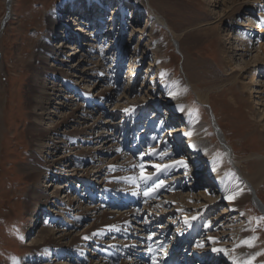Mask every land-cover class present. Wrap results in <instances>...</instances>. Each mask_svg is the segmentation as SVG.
Here are the masks:
<instances>
[{"label":"rangeland","instance_id":"374dc122","mask_svg":"<svg viewBox=\"0 0 264 264\" xmlns=\"http://www.w3.org/2000/svg\"><path fill=\"white\" fill-rule=\"evenodd\" d=\"M85 1L86 0H11L10 17L1 27V22L6 11V0H0V264H49L50 262H53V264L58 262H64L65 264H89L90 262H85L84 259L80 262H74L75 257L73 254L69 256L66 255L61 258L58 256L56 257L54 254L55 252L52 250H50L51 252L49 251V253L42 251L38 252L37 250L35 251L32 246L31 238H33V233L36 227L41 224V226H44V228L46 227L48 229L55 227L56 225L64 224L68 225L70 228H67L69 229L66 230L67 233L70 232L72 235H83L91 228H85V226L89 223H92L94 219L87 215L83 218H79L77 224L73 225L71 222L75 218V214H73L74 211L68 210L65 212V214H62L59 210V207L62 206V201L75 197L76 199L74 200L82 199L83 207L87 206V204H99L101 210H106L109 208L107 205H105V203V206H103L98 201H90L89 198L96 200L95 196L99 197L100 195L102 200L103 198L106 199L103 202L108 201L109 199L113 198L111 195L115 190L116 193H118V189H122L121 191H126L130 188V186L132 187L135 185L134 183H137V186L138 183L141 186H145V183L142 184L143 182H140V180H142L141 177L144 176L154 177L153 182L157 185L160 184L159 181L162 178L166 183H170L169 188L168 186L165 187V193H161L159 195L162 197H159L157 199L158 201L153 200V202L156 203L152 204L151 208L155 207L153 210L154 213L159 212L160 208L168 210L170 213L172 212V216L170 215L168 217L167 213H161L164 216H161L160 218L158 217L159 213L154 215L155 217L150 221H154L155 223L153 225L160 228H153L152 231L150 229L149 232H158L159 235L161 233L163 235L166 234L168 239L164 240L168 241V246L171 248L172 244L178 241V237H175L174 231L178 228L177 223L181 220V217L184 216L179 217L178 213L180 210L173 208L174 205L168 199V196L177 193H188L189 183L187 178L184 176L183 172L179 173L180 170L178 169L171 171L170 175L168 176L165 175L164 172H162V169L165 168L163 163L164 160L161 158H156L155 155L157 153L153 158L147 155L150 153L148 151L149 149L152 150L155 148V139L157 138L155 135L153 137L154 140L150 139L148 142L145 141V136L152 137L154 132L153 130L144 127V121L136 122L137 127L132 131H127V129L124 127H126L128 123L132 122L131 117L128 116L124 119L125 114L123 113L122 115L121 111L119 112L116 110H109L110 104L114 102L115 97H117L121 92V85L128 84V87L139 89L141 86L140 84L142 82L146 83V80H149L151 76L153 78L151 80L156 81V89L153 91L152 89H149V87L147 90H150V93H152L153 97L158 95H160V98L163 97L161 96L163 94L161 89L165 84L163 83V80L167 82H175L179 80V82L182 81L184 87L186 88V92L183 97L184 101L186 102H184V104H187L186 112L196 113L198 115L201 121L208 127L207 139L212 144H217L218 140L214 135L212 125V123L214 124L215 122L211 118V113L207 107L198 103L196 96L192 93V90L190 89L188 82L184 79V76L188 75L190 83H193V85L197 86L198 89L206 87L208 90H210V102L212 112L215 113V116L217 117V128L221 129L225 133L228 144H232L235 152V158L240 161V170L243 172L244 176L248 177L253 185H255V194L258 196L261 202L264 203V176L254 180L252 178V174L257 172L258 169L263 165V159L261 156H264V93H257L255 90L260 89L261 91L264 89V87L257 83L256 88L253 89L254 91L251 94L252 89L246 88L244 92H240L236 86H233L229 83L230 80L226 81V78L228 79L232 77L237 71L241 69V65H238L239 62L243 63L244 60L250 59L248 57V53L253 50V48L242 51L232 49L235 47V45H239V32H241L239 29L244 27L236 25L238 21L235 20L234 16L238 15V17H241V19L244 18L246 21L242 20L243 23H247L246 18L249 17V10L234 11V13H232L236 8H227V6L232 3V0H149V3L154 8V10L164 17L168 27L176 34H180L178 38L180 40L179 45L181 53L177 47L172 44L167 28L160 26L157 23L152 24L150 22V19L147 17L148 10L146 6L144 5V9H139V7H141L139 3H141L142 0H120V2L119 0H92L91 2L94 5V8L99 7L98 5L100 4L105 5L104 8H101L102 11L98 13L100 16L105 17L107 16V13H110L111 17H113L111 12H115L114 20L118 23H121V20H123V17L125 16L124 20L126 21L127 25L122 37L124 38L127 46L124 48L123 56L118 67V58L116 54L117 50L116 52L113 50V44H111L112 46H108L105 61L97 73L98 77H96L97 75L94 76L97 79L93 77V81H95L94 83L96 85H94L92 94L96 95L97 91L105 90L108 88V86H112V83L114 86H118V88L113 86L115 89L113 90L114 95L111 98L103 99L100 104H97V106L100 107L99 110L96 105H93L91 108L95 107L96 109H94L95 111L91 112L92 116H82L81 119H78V121L84 122L80 126L86 124L92 125V123L98 119V121L94 124L95 127H93L92 130V132L96 134H94L92 140L87 142L82 139L84 138L82 133H75V135H71L72 138H75V140L72 142H75L74 146L80 144L79 146L82 148L87 149L92 148V146L94 148L98 146L97 144L99 143V140H101L100 138H95V136L102 137V132H104V130L109 131V126L112 124H114V128L112 127V129H116V127H118L119 130H124V136H126L129 140L134 141L136 134H141L140 136H143V139L142 141L138 142V145H136V147L133 149L129 150V148H131V141H129L130 145L128 146L127 151L124 150L125 147L122 148L124 151H126L125 153L131 155L130 158L132 160L130 161H126V158H123L125 159L126 162L124 163H127V166L111 169L117 172H108L107 174L105 173L101 177L98 176V179H96V177L91 178V176H89L90 178L88 177L85 181L87 183L86 185L89 186L88 190L85 189L86 192L83 189L85 186L81 184V182L83 183L84 181L79 179V174H81L79 173V170H77L79 174L76 172V174L70 178L63 176L65 173L67 174V171H65L67 167L65 168L64 166L66 163H64L62 167H55V159L61 155V153H65L66 151L70 150L65 149L64 144L60 143H56L55 145H52V147L49 145L48 147L46 145L47 140H49L47 139L48 137L43 138V135L46 132L47 124L52 122L51 119L55 122V120H57V114L59 111L61 113H65L69 110V105H61L55 102L59 100L67 101L63 96H74L76 99L74 101L68 102H73L77 107L78 104L83 103L87 105L86 102L93 103L91 101V97L94 96L89 95L90 97L88 96L87 98H83L81 92H79L80 94L77 92L79 89L73 90L70 88V86L73 85V83H71L72 81L77 83L75 80L76 78L73 77L71 71L66 72V77L64 79L60 77H55L53 79L49 78V83L47 84L48 87H52V84H59L58 87H62V90L58 91V93H60L59 98L57 96L50 95L49 100L45 105L46 107L43 106L42 111H40V109L37 110V113L39 112L40 114L41 112L42 115L44 114L43 120L40 123V125H42L40 126L39 123L36 124L38 125V128L33 123L35 120L34 115H36L34 107L37 106L35 95L37 94L38 86L34 81L36 73L38 72L37 66L39 63H37L33 52L36 49V46L41 44L42 40H46V42L52 46L59 45L60 43L64 45L63 47H60L61 52L58 54V59H64L63 55L68 53L69 47L72 43H75L78 50L81 48L87 49L88 45L91 44L90 37H87L86 41L77 40L78 42L76 43L74 41L75 39H67V34H57V32H60L63 28H68L69 31L73 30L74 28L75 34H83V32L77 30L83 27L81 23L76 24L71 28L67 27L66 24L70 25L74 22L72 16L75 17V14L79 13V10L81 9L79 6ZM74 5L76 6L72 7ZM260 10L264 12V6H255L253 12L260 13ZM47 13H54L55 17L60 20L58 21V24L56 23L57 25L50 27L47 25L45 20ZM231 13L234 15H230ZM121 14H124V16ZM216 19H218L220 24L216 26V28L214 27V29L211 27V22ZM96 21V18H94V22ZM99 21L98 26L101 29L102 23ZM254 21L255 19H252V25H255L256 27L260 25V21H255L256 23ZM242 22L240 20L239 24ZM256 27L253 29L251 28L252 30L250 31L252 33L251 39H254V46H257L256 38L258 37V33H256V30L260 29L258 27L257 29ZM110 33L111 31L107 33V37L111 36ZM156 42L161 45V51L157 55V57L160 59L159 68L151 67V69H149L148 64L150 63L151 56L145 52L142 59L139 61H134V74L131 75V80L134 78V82L131 81L128 83L129 77H127V72L129 71L130 53L132 54L134 51L138 50L139 56L141 55L140 52L147 50V47H151ZM98 44H100V41ZM100 45L105 47L104 42H102ZM79 53L80 52H77V54ZM241 53L242 56L240 55ZM227 60L233 62V64L230 65L232 68L225 64ZM48 62V64L53 63L54 65L62 67L63 69L66 67L62 64L58 65L59 63H56L55 61ZM116 69H118L117 73L115 71ZM149 70L152 71L149 73ZM183 71L185 72L182 73ZM155 73L156 75H151ZM260 78L264 80V73L261 72ZM88 80L92 81L89 78ZM98 81L101 82L97 84ZM87 83L89 82H86L84 87H87ZM149 83L151 84V82ZM223 85L225 86L222 87ZM80 87H83V85ZM216 87L218 88L216 89ZM48 91L51 92V90ZM132 97L133 96H131L130 99H132ZM96 103L97 102L94 104ZM161 106L164 105L162 104L160 107ZM148 107H146L145 113L146 115L151 116L153 107ZM169 107L170 106L166 105L163 108L170 109ZM91 108L89 107L88 110L90 111ZM124 110L125 109H123V112ZM158 118V122H160L162 118L159 116ZM106 119L110 120V123H108ZM70 125L71 123L68 124V126ZM71 126L73 127L76 125L72 124ZM71 126L67 129H71ZM55 128L56 131L62 132L64 131L65 127L63 124H60L56 125ZM39 135L42 138H39ZM37 140H42L39 141L40 146L42 142H45L44 147H40L39 145L35 147L38 142ZM121 140L122 137H119L117 132L114 137L103 139V141H101L104 145H107L111 142H120ZM137 146H140V148ZM35 150L39 151L41 156H44V160L45 158L48 160L44 168H46L45 172L48 171L50 174H48V177L46 178L45 176L47 174L44 173H42L39 177H33L29 173L33 166H37L38 163H40V161L36 159L35 155L37 154V151ZM98 150L101 149L98 148ZM89 153L90 152H86V156L88 158L82 162L81 166H78L83 170L90 171L93 169L92 166L94 164L97 165L96 163H98V160H100L101 157L109 160V158L114 155L111 150L107 154H105L103 151H101L100 154L91 152L89 155ZM159 153L161 152H158V154ZM121 161L123 160L120 159L117 163L120 164ZM261 161L262 163H260ZM224 164V172L234 175L235 170L233 167L226 160ZM54 173L57 175L54 176ZM119 174H121V176ZM150 174H153L154 176ZM67 178L73 180V183H71L72 187L68 188L67 191V199H62L59 195L57 200L52 199L51 192L54 190L60 191L61 184L65 183ZM130 179H132L131 182ZM42 180L45 181L41 183ZM77 180L80 181L81 185L76 182ZM74 181L76 182L75 184ZM35 184L36 189L40 190V193H42L44 196L42 199H40L39 205L37 206L38 208H36V205L30 202L31 199L29 196L33 190V187L35 188ZM75 185L76 187L73 188ZM147 185H149V183ZM91 186H93V188ZM204 188H206L205 184L204 186L195 188L192 191L196 192L198 190H203ZM77 189L81 190L80 192L83 193V196L87 197L88 199L81 198V196H79L81 194ZM145 189H148V187ZM162 190L164 191V189ZM159 193L160 191L158 194ZM214 193V195L220 199L219 203L209 213H206V216L202 219L201 224H199V221H197L196 225L207 224L208 228H212L214 232H222L224 229H222L221 223L224 222L223 218L227 216L230 218V220H233L234 225H242L247 229L246 233L253 241L252 249L255 253V259H257L255 264H264V213L258 209L259 207H255L252 198H248L240 205L239 213L237 216H235L236 209L227 207L226 202L222 200L223 196L221 192ZM92 194L95 195L93 196ZM115 195L114 197H116ZM125 200L126 198H123L120 201L124 202ZM187 202L189 205L193 203V200H188ZM156 204H159L160 206ZM131 210H134L136 214L140 213V211H135V208H131ZM228 210L231 211L228 212ZM37 213H42L40 214L41 218L36 219ZM45 214L49 218H47ZM145 214L146 213H143L144 216ZM211 216L215 218L212 221L210 220ZM45 217L47 218L46 220L44 219ZM168 218H170L169 221H167ZM68 219H70V221ZM132 219V217H129L127 219L128 221H126V225L131 223L130 221ZM172 220H174L173 222L176 223H172ZM209 220L210 222H208ZM35 221L36 223L33 229V224ZM137 223L142 225L141 229L144 231L140 232L138 229H136V236H146L144 233L146 231L143 223L139 221ZM96 224L98 226V223ZM96 224L94 225L93 223L92 227H95ZM125 228L126 229H122L128 230L127 226H125ZM91 230L92 229H90V232ZM185 230L186 227H183L181 230L182 233H184ZM190 232L191 231L187 230V234ZM196 233L200 236L197 239L194 237L193 243L196 242L201 244L204 242V247H208L207 243L210 241L202 240L205 237L204 235H201L202 233L199 231V229ZM114 235H116V233ZM129 235L125 236V238ZM191 235H189V237H191ZM187 236L188 235H185V237ZM54 238H58V234L54 235ZM95 238L97 239V237ZM118 240H122V238L117 236L115 241L117 242ZM66 241H69V239ZM92 245L96 246L94 249L95 251L97 250V252L94 251V256H92L91 262H95L96 264H98V262H100L99 264L105 263V261L103 262L101 260L105 257V255L102 253L107 254V252L105 250L99 251L98 249L101 247V245L97 243H92ZM127 245L132 246L130 245V242ZM116 246L118 245L116 244ZM78 247L86 249L84 245H74L73 249H77ZM101 248L103 249V246ZM198 248H200V246H198ZM32 251L35 252L33 253ZM123 252L125 253V251ZM59 253L64 255L65 252L61 250ZM48 254L49 256L47 257ZM192 254H195V257L197 256L195 251L192 252ZM208 258L209 259L207 261L209 263L207 262V264H211L210 258L212 257L208 256ZM52 259H54V261ZM197 259L198 261H195L196 263L194 264H199L200 258ZM108 260H111L110 257ZM125 260L128 261L127 258L123 257V260L119 261L117 264H122L123 262L128 263ZM129 264L136 263L129 262Z\"/></svg>","mask_w":264,"mask_h":264},{"label":"bare ground","instance_id":"6f19581e","mask_svg":"<svg viewBox=\"0 0 264 264\" xmlns=\"http://www.w3.org/2000/svg\"><path fill=\"white\" fill-rule=\"evenodd\" d=\"M91 1L92 0H86L83 3L84 5L80 4L79 7L81 9L79 10V13L75 14L76 15L75 17L72 16L74 22L70 25L66 24L67 27L71 28V27H74L76 24L81 23L83 27L77 30H80L81 32H83V34L81 35L78 33L75 34L74 28L71 31H69L68 28H63L60 32H57V34L59 33L60 34L63 33L64 35L67 34L66 35L67 39L69 40L75 39L74 41L76 43L78 42L77 40L86 41V38L90 37L91 44L89 45L86 44L88 45L87 49L81 48L80 50H78L75 43H72L69 47L68 53L63 55L64 59H58V56H59L58 54L61 52L60 47H63L64 45L60 43L59 45L52 46L48 42H46V40H42L40 45H37V46L35 45L36 49L33 52L34 57L37 60V63H39V65L37 66L38 72L36 73L35 81H34L35 84H37L38 86H37V94L35 95V101L37 102L36 103L37 106L34 107L35 108L34 111L36 115H34L35 120L33 124L36 125L39 123L40 125V123L42 122L44 114L42 115L41 112L40 114L39 112L37 113V110L39 109L40 111L43 110L42 107L45 106L46 103L48 102L49 96L54 95V96H57L58 98L60 97V93H58V91H61L62 87H58L59 84H52V87L51 86L48 87L47 84L49 83L48 82L49 78L53 79L55 77H60L64 79L66 77V72L71 71L73 74V77L76 78L75 80L79 84H77L75 81H72L71 83H73V85H71L72 87L70 86V88H72L73 90L79 89L77 90V92L78 93L81 92V95L83 96V98H87L89 95L94 96V97H91L92 99L91 101L93 103L86 102L87 105L82 103V104H78L77 107H76V104L74 105L73 102L71 103L68 102V101H74L76 99L74 96H63L65 97V100L67 101H62V100L56 101L55 103H59L61 105H66V106L69 105V110L66 111L65 113L63 112L61 113L59 111L60 113L58 112L57 114V120H55L54 122L51 119L52 122H50V124H47L46 132L43 135V138L48 137L47 139H49L46 142V145L48 147L49 145L52 147V145H55L56 143H60V144H64L65 149L67 150L70 149L69 151H66L65 153L64 152L61 153V155H59L55 159V163H54L56 164L55 167L57 166L62 167L64 163H66L64 166L65 168L67 167V169L65 170L67 171V174L65 173L63 176H67L70 178L74 176V174H76L77 170H79V173L81 174H79L78 172L77 173L79 174V179L84 181L83 183L81 182V184L85 186L83 187L84 190L89 189V186L86 185L87 183L85 182L89 176H91V178L96 177V179H98V176L101 177L105 173L107 174L108 172H117L111 169L127 166L126 165L127 163H124V162L132 160L130 158L131 155L125 153L128 150V146L130 145L129 141H131V148H129L130 150V149L135 148L138 142L142 141L143 139V136H140L141 134L140 135L136 134V138L134 141L129 140L128 138H126V136H124V130L123 131L119 130L118 127H116V129H112L114 125L112 124L111 126H109L110 127L108 129L109 131L104 130V132H102L103 134L102 137L95 136V138H100L103 141V139H109L111 137H114L118 132L119 137H122V140L120 142L119 141L111 142L107 145H104L103 142L99 140V143L97 144L98 146L94 148L92 146V148H87V149L79 146L80 144L74 146L75 142H72L75 140V138H72L71 135H75V133H80V134L82 133L84 136V138L82 139L87 142L92 140V137L94 136V134H96V133H93L92 130H93V127H95L94 124L98 121V119L95 118L96 120L95 122L92 123V125L86 124L83 126H80V125H82L84 122L78 121V119H81L82 116H92L91 112L95 111L94 109H96L95 107L91 108L93 107V105L97 106V104H100V102H102L103 99L111 98L114 95L113 93V90H115L114 87L118 88V86H114V84L112 83H111L112 86H108V88H106L105 90L97 91L96 92L97 94L95 93L96 95L92 94L94 90V85H96L94 83L95 81H93L94 80L93 77L96 75H97L96 77H98L97 73H98V70L102 67L103 62L105 61L106 51H107L108 46H112L111 44H113L114 45L113 50H115V52L117 50L116 52L117 58H118L117 67L120 65L121 58L124 52V48H126L127 46L124 38L122 37V34L125 31L126 25H127L126 21L124 20V17H125L124 14H121L122 16H124L123 20H121V23H118L114 20L115 12H111L113 17H111L110 13H107V16L105 17L100 16V14L98 13L102 11L101 8H104L105 5L100 4L98 5L99 7L94 8V5L92 4ZM231 2L232 3H230L227 6V8L232 9L233 7H235L236 9H234L232 13H234V11L236 12L240 10H249L248 12L249 17L246 18L247 23L242 22V20L246 21L244 20V18L241 19V17H238V15L234 16L235 20L238 21L236 25L244 26V27H242V29H239L241 31L239 32V36H240L239 45L237 46L235 45V47H233L232 49L242 51V50L253 48V50L248 53V57L250 59L244 60L243 63L239 62L238 65H241V69L237 71L235 75H233L232 77L228 79L226 78V81L230 80L229 83L233 86H236L240 92H244L246 88H250L252 89L251 90V94H252L254 91L253 89L256 88L257 83H259V85H262L264 87V80L260 78L261 72L264 73V69H263L264 68V12H262V10H260V13L253 12V9L255 6L257 7L264 6V0H232ZM139 5L141 6L139 7V9H144V5L146 6L148 10L147 17L150 19V22L152 24L157 23L160 26L167 28L170 34L169 36H170V40L172 44L176 46L179 52L181 53V49L179 45L180 40L178 38L180 34H176L172 29L168 27L164 17H162L158 12L154 10V8L150 5L149 0H142L141 3H139ZM75 6L76 5L72 7H75ZM0 13H1V10H0ZM232 13L230 15H234ZM94 18H96L97 20L96 22H94ZM252 19H255V21H260V25L257 26L260 29H258L255 25H252L251 23ZM45 20L49 27L53 25L54 26L57 25L58 21H60L58 20V18L55 17L54 13H51V14L47 13L45 16ZM240 20L242 22L241 24H239ZM98 21L102 23L101 29L98 26L99 25ZM219 24L220 22H218V19H216L213 22H211V25H212L211 27L216 28V26H218ZM254 26L258 29L256 30L257 31L256 33H258V37L256 38L257 46L256 45L254 46V42H253L254 39L253 40L251 39L252 33L250 31L253 28H255ZM109 31H111L110 33L111 36L107 37V33ZM112 40H113V43H112ZM99 41H100V44L104 42L105 47L98 44ZM160 46L161 45L158 42H156L151 47L149 48L147 47V50H143V52H140L141 55L139 56H138V53H139L138 50L134 51L132 54L130 53L129 71L127 72V75H128L127 77H129L128 83H130L131 81L134 82V78L131 80V75L134 74V71H133L134 61H139L140 59H142L144 57L145 52H147L151 56L150 63L148 64L149 69H151V67L159 68L160 59L157 57V55L161 51ZM77 52H80V53L77 54ZM240 55L242 56V53ZM48 61H51V62L55 61L56 63H59L58 65L62 64L63 66H66V67L65 69H63L62 67L54 65L53 63L48 64L49 63ZM225 64L230 66L233 64V62H230V60H227ZM115 71L117 73L118 69H116ZM151 71L152 70H149V73ZM184 72L185 71H183L182 73ZM151 75H156V73L151 74ZM185 76H184V79L188 82L189 87L192 90V93L196 96L198 103H200L202 106L207 107L211 113V118L215 122L214 124L212 123V125H213L214 135L218 140L217 144H212L207 139L208 127L205 123L201 121L198 115L196 113L186 112L187 104L186 105L184 104L185 101L183 98L186 92V88L184 87V84L182 83V81L179 82L180 80L175 81V82L174 81L167 82L163 80V83L165 84L161 89L163 92V94L161 95L163 97L161 98H160V95L153 97L152 93H150V90H147L149 87H150L149 89H152L153 91L156 89L155 87L156 81L151 80L153 79L152 76L149 78V80H146V83L142 82L140 84L141 86L139 89H134V87L133 88L128 87V84L121 85L120 86L121 92L117 97H115L114 102L110 104L109 110H112V111L116 110L119 112L121 111L122 115L123 113L125 114L124 119L127 118L128 116L131 117L132 122L128 123L126 127H124L127 129V131L134 130L137 127L136 122L144 121L145 122L144 127L151 129L154 132V135H152V137L150 136L148 137L144 135L145 141L148 142L150 139L154 140L153 137L155 135L157 138L155 139L156 141L155 148L152 150L149 149L148 151L150 153H148L147 155L153 158L154 155L157 153L155 157L161 158L162 160H164L163 162L164 167H165L164 173L167 176L170 175L171 171L178 169L180 170L179 173L183 172L184 176L187 178V181L189 183L188 193H185V194L177 193V194L168 196V199L174 205L173 208L175 209L177 208L178 210H180V212L178 213L179 217L184 216V217H181V220L179 219L180 221L177 223L178 228L175 226L177 229H175L174 233H175V237L176 238L178 237V241L177 242L175 241L176 243L172 244L171 250H174L179 246V241L182 238H186L187 241H191V237H189V235L185 237V235H187V232L182 233L181 230L183 227L184 228L186 227V231L187 230L191 231L189 234L196 233L197 230L199 229V231L202 233L201 235H204L205 237L202 240L210 241L207 243L208 247H204L205 246L204 242L201 244L196 243L193 247L192 245L191 246L189 245L190 252L192 253L195 251L197 254L195 259L200 258L199 264H206L208 262L207 260L209 259L208 256L212 257L210 258L211 264H255L257 259H255V256H254L255 253H254V250L252 249L253 241L250 238V236L246 233L247 229L244 228L242 225L241 226L234 225L233 220H230V218H228L227 216L223 218L224 222L221 223L222 224L221 227L222 229H224L222 232H219V231L214 232L212 228L210 229L208 228L207 224L199 225L201 224L202 219L206 216V213H209L212 209H214L220 201V199H218V197L214 195L215 194L214 192H221L223 196L222 200L226 202L227 207L236 209L235 216H237V214L239 213L240 205L244 203L245 200L248 198L250 199L252 198V201L255 207L257 208L259 207L258 209L262 213H264V203H262L261 200L258 198V196L255 194V185H253V183L249 180V178L244 176L243 172L240 170L239 168L240 161H238L235 158V152H234V148L232 144H228V142L226 141L225 133L221 129L217 128L218 127V124L216 123L217 117L215 116V113L212 112V107H211V102H210V96H209L210 90H208V88L206 87L198 89L197 86L193 85V83H190L188 79V75H185ZM88 78L91 79L92 81H89ZM86 82H89V83H87L86 85L87 87H84ZM99 82L101 81H98L97 84ZM149 82H151V84ZM82 85L83 87H80ZM224 86L225 85H223L222 87ZM218 87H216V89ZM48 90H51V92ZM255 91L257 93H264V89L261 91L260 89L255 90ZM131 96H133L132 99H130ZM259 96H262V95H259ZM95 102L97 103L94 104ZM162 104L164 106L166 105L170 106L169 107L170 109L163 108L164 106L160 107V105ZM148 106L153 107L152 109L153 112L151 116H148L145 113L146 107ZM89 107L91 108L90 111L88 110ZM97 107L99 110L100 107L99 106ZM119 108L125 109L124 112H123V109H119ZM158 116L162 118L160 122H158L159 121ZM106 121L110 123V120L106 119ZM67 123L68 124L71 123V125L75 124L76 126L72 127L70 125L72 128L67 129L70 127L68 126ZM60 124H63V126L65 127L64 131L62 132L56 131V128H55L56 125H60ZM36 126L38 127V125ZM188 133H190V135ZM39 138H42V137L40 136ZM37 141H38L37 144L34 142L36 144L35 147H37V145H39V141H42V140H37ZM44 144L45 142H42L41 146L40 145L39 146L44 147ZM124 147H125L124 150L126 151L122 149ZM98 148L101 150H98ZM110 150L111 152L114 153V155H112L109 158V160L104 159V157H101L100 160H98V163L95 162L97 165L94 164L92 166L93 167L92 170L90 171L83 170L81 169V167H78V166H81L82 162L88 158L86 156V152H90L89 155L91 154V152H94V153L96 152L100 154L101 151L107 154ZM158 152H161V153L158 154ZM35 156H36V159L40 161V163H38L37 166L32 167V169L29 172L30 175L33 177H39L42 173H44V174H47L45 178L48 177V174H50V172L48 171L45 172L46 168H44L48 160H46V158L44 160L43 159L44 156H41L39 154V151H37V154ZM123 158H126V161ZM261 158L263 159V163L262 161L260 163H262L263 165L258 169L257 172L252 174L253 180L259 179L260 177L264 176V156H261ZM120 159L123 161H121L119 164L117 162ZM225 160L235 170L234 175L231 173L227 174L224 172ZM181 161H183V163H180ZM185 165H187V167H185ZM53 175L55 176L57 174L54 173ZM119 175L121 176V174ZM152 178L153 177H150L148 180ZM131 180L132 179H130V182ZM44 181L45 180H42L41 183ZM76 182L80 184V181L77 180ZM76 182L74 181V184ZM71 183H73V180L67 178L65 183L61 184L60 191L54 190L51 192L52 199L57 200L58 195L62 199H65L67 197L68 188L72 187ZM134 184L135 185H133L132 187L129 185L130 188L127 189L126 191H121L122 189H118V193H115L116 195L114 194V192L116 191L115 190L113 192V194L116 196L115 198L117 197L118 198L120 197V198L118 199V201H116L115 206L113 205L114 199L105 201L104 202L105 205H107L109 208L106 210H101L99 204H95V205L87 204V206L83 207L82 199L74 200L76 199L75 197L69 198V200L66 198L67 200L62 201V202L60 201L62 203V206L59 207V210L62 214H65V212H67L68 210L74 211L73 214H75V218L71 222L73 223V225L77 224V222L79 221V218H83L87 215L91 216V218H93L94 221L85 226V228L91 227L90 228L92 229L91 232L89 229L83 235H80V234L72 235V233L66 232V230L70 229L68 225H64V224L56 225L55 227H51L47 229L46 227L44 228V226H41V224H39L33 233V238H31V242H32V246L34 250L35 251L37 250L38 252L42 251V252H48V253L50 250H52L53 252H55L54 254L56 255V257L58 256L61 258L66 255L69 256L73 254L75 257L74 262L76 261L80 262L81 260L84 259L85 262L89 261L90 262L89 264H96L95 262H91V258L92 256H94L93 254L95 251L94 248L96 247L92 245V243H97L101 245L102 247L103 245H106L107 242H112L111 238L113 237L115 233L121 236H124V237L127 236V234H129V233L127 234L124 233L127 230H123V229H126L125 225H126V221H128L127 219L130 216L135 215L136 213L134 212V210H131V208L118 211L119 210L118 205H121L120 200L123 199L124 196L126 197V199L127 197L135 196L134 194L138 192V186H137V183H134ZM142 184H144V182ZM169 184H168V188H169ZM204 184L206 188H204L203 190H198L196 192L192 191L195 188H200L204 186ZM76 185L73 186V188L76 187ZM91 187L93 188V186ZM165 187L167 186L163 185L161 186V189H164L165 191L166 190ZM77 190L81 194L79 195L81 196V198L88 199L87 197L83 196V193L80 192L81 190L79 189ZM92 195L94 196L95 194H92ZM29 196L31 199L30 202L36 205V208H38L37 206L39 205L40 199L44 197L43 194L40 193V190L36 189V184H35V188L33 187V190ZM188 200H193V203L188 205V202H187ZM131 201L132 200L127 199L126 203L128 205L125 206V203L123 205L125 207H128ZM155 203L156 202L146 203L145 209L148 210L150 213L151 212L154 213L153 210L155 207L151 208V205ZM156 205L160 206L159 204H156ZM230 211L231 210H228V212ZM158 213L159 215L161 213L162 214L167 213L168 217L170 215L172 216V212L170 213V211L164 210L162 208H160ZM40 214L38 213L36 214V219L41 218ZM138 214L139 213H137L136 215ZM45 216L47 217L46 214ZM46 217L44 218L45 220L49 218V217L47 218ZM193 217H195V219H193ZM213 219L215 218L211 216L210 220L212 221ZM68 220L70 221V219ZM169 220L170 218L167 219V221ZM210 220L208 222H210ZM36 221L33 224V229L35 227ZM173 221L174 220H172V223H176ZM197 221H199L198 225H196ZM152 222L149 221L146 228H145V224H143L145 231L147 232V233L144 232L146 234L145 238L148 235L147 227H149L150 223ZM93 223L94 225L98 223V226L96 224L95 227L94 226L92 227ZM135 225H136L135 228L138 229L140 232L144 231L141 229V226H142L141 224L137 223ZM165 226L168 227L167 225ZM154 228L157 229L160 227L156 226ZM36 232H37V235H36ZM56 234H58V238H54V235ZM143 236L144 235L137 236V237L139 239H142ZM95 237H97V239ZM148 237L149 239L150 238L156 239L155 234H151ZM68 239L69 241H66ZM74 245L75 246L84 245L86 249H82L78 247L77 249L74 248L75 249L74 250L73 249ZM198 245H202V247L198 248ZM125 246H127L130 249L134 248L133 244L132 246H128L124 244L123 246H115L113 250L120 249L122 251V249H125ZM101 247L98 249L99 251L104 250ZM213 249H217V250L223 249V251H213ZM61 250L65 252L64 255L62 253H59L61 252ZM169 252H172V251H169ZM48 256L49 254L47 255V257ZM108 259L109 257L102 258L101 260L103 262L105 261V263H102V264L112 263L111 260H108ZM52 260L54 261V259ZM99 263L100 262H98V264ZM49 264H53V262H50ZM55 264H65V263L58 262ZM122 264H129V263L123 262ZM140 264H143V263H140Z\"/></svg>","mask_w":264,"mask_h":264},{"label":"water","instance_id":"95a60500","mask_svg":"<svg viewBox=\"0 0 264 264\" xmlns=\"http://www.w3.org/2000/svg\"><path fill=\"white\" fill-rule=\"evenodd\" d=\"M10 4H11V0H6V11H5L3 20L1 22V27L4 25L6 20L10 17Z\"/></svg>","mask_w":264,"mask_h":264},{"label":"snow or ice","instance_id":"6c2138e0","mask_svg":"<svg viewBox=\"0 0 264 264\" xmlns=\"http://www.w3.org/2000/svg\"><path fill=\"white\" fill-rule=\"evenodd\" d=\"M190 135V133H188ZM180 163H183V161H181ZM185 167H187V165H185ZM150 177H142V179H149ZM162 186V183L161 185H158V187ZM147 195V193H146ZM193 219H195V217H193ZM200 247H202V245H198ZM213 251H223V249H220V250H217V249H213Z\"/></svg>","mask_w":264,"mask_h":264}]
</instances>
